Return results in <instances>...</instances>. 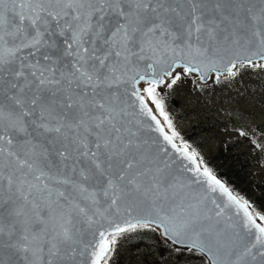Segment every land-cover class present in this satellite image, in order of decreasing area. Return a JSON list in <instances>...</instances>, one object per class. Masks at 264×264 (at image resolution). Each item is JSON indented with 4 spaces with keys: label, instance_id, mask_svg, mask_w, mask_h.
Segmentation results:
<instances>
[{
    "label": "snow or ice",
    "instance_id": "6c2138e0",
    "mask_svg": "<svg viewBox=\"0 0 264 264\" xmlns=\"http://www.w3.org/2000/svg\"><path fill=\"white\" fill-rule=\"evenodd\" d=\"M185 84L234 90L264 162V0H0V264H116L133 243L148 264L161 237L264 264V213L166 108Z\"/></svg>",
    "mask_w": 264,
    "mask_h": 264
},
{
    "label": "rangeland",
    "instance_id": "374dc122",
    "mask_svg": "<svg viewBox=\"0 0 264 264\" xmlns=\"http://www.w3.org/2000/svg\"><path fill=\"white\" fill-rule=\"evenodd\" d=\"M245 84L250 83L246 78ZM215 89V90H213ZM234 90L224 89L214 85L203 91H193L191 84L177 86L166 93V108L176 123L177 129L185 140L197 147V151L206 157L210 164L221 161L227 166L235 165L233 169L242 175L236 179L239 195H243L255 207L256 211L264 213V162H259L257 153L243 137H239L235 129L241 127L236 122L240 108L231 102ZM261 100L256 97V103ZM246 111H253L249 105H243ZM257 112L261 110L256 109ZM256 123H264V114ZM238 194V193H237ZM136 235V234H133ZM151 239H156L158 233H147ZM128 251L114 257L116 264H142L143 257L137 258L135 249L144 248V244L133 243L126 246ZM119 248V245H118ZM156 256L150 257L148 264H199L195 257L180 255L174 246L159 238Z\"/></svg>",
    "mask_w": 264,
    "mask_h": 264
},
{
    "label": "trees",
    "instance_id": "16d2710c",
    "mask_svg": "<svg viewBox=\"0 0 264 264\" xmlns=\"http://www.w3.org/2000/svg\"><path fill=\"white\" fill-rule=\"evenodd\" d=\"M210 166L212 167L213 171L217 174L218 178H220L225 184H227L234 191L235 194L240 193V190L235 185L237 184L236 179H241L242 175L240 173H236L233 170L235 169V165L226 167V163L222 164L220 161L216 165L210 164ZM179 254L181 256L184 255L187 257H192V255L186 251L179 252Z\"/></svg>",
    "mask_w": 264,
    "mask_h": 264
},
{
    "label": "water",
    "instance_id": "95a60500",
    "mask_svg": "<svg viewBox=\"0 0 264 264\" xmlns=\"http://www.w3.org/2000/svg\"><path fill=\"white\" fill-rule=\"evenodd\" d=\"M223 182V181H222ZM162 238V237H161ZM162 240H163V238H162ZM175 247V246H174Z\"/></svg>",
    "mask_w": 264,
    "mask_h": 264
}]
</instances>
